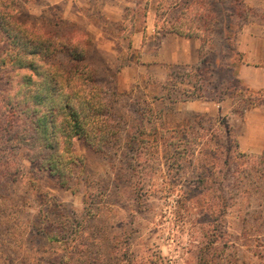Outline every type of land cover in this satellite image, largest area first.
<instances>
[{
  "label": "rangeland",
  "instance_id": "obj_1",
  "mask_svg": "<svg viewBox=\"0 0 264 264\" xmlns=\"http://www.w3.org/2000/svg\"><path fill=\"white\" fill-rule=\"evenodd\" d=\"M192 2L213 22L209 43L168 30ZM0 3L87 45L114 130L102 149L75 139L60 185L8 143L26 118L5 107L0 72V264H264V87L239 76L226 35L232 23L243 61L264 67V0H172L161 27L159 0ZM52 61L75 63L64 49ZM193 84L202 97L184 100Z\"/></svg>",
  "mask_w": 264,
  "mask_h": 264
},
{
  "label": "trees",
  "instance_id": "obj_2",
  "mask_svg": "<svg viewBox=\"0 0 264 264\" xmlns=\"http://www.w3.org/2000/svg\"><path fill=\"white\" fill-rule=\"evenodd\" d=\"M159 1L157 26H160L161 16L167 10L178 9L172 8V0ZM198 19L204 24L196 25ZM206 20L203 8L192 2L168 30L209 43L213 22ZM229 28L231 31L226 30L229 39L227 53L234 57L233 65H241L244 55L234 48L232 23ZM83 44L73 35L61 42L46 28L21 20L14 4L0 3V72H4L3 77L8 75L11 85L5 107L8 106L15 115L26 118L18 135L10 137L8 143L16 141L13 145L28 151V160L32 165L48 171L64 187L69 185L68 175L79 160L75 154V139H82L88 145L102 149L114 134L102 87L93 71L83 63L87 53V45ZM61 49L67 50L75 62L68 70L52 61ZM185 74L183 76H187ZM188 75L193 76V73L188 72ZM196 76L197 80L202 79L198 72ZM237 82L239 91L244 92V82L240 79ZM193 86L197 88V94L183 89L184 100L202 97V86ZM229 89V86L222 87L223 91ZM245 99V108L258 106L254 100ZM148 141H143L147 153L156 147V144H149ZM260 157L252 156L248 160L252 158L258 163Z\"/></svg>",
  "mask_w": 264,
  "mask_h": 264
},
{
  "label": "crops",
  "instance_id": "obj_3",
  "mask_svg": "<svg viewBox=\"0 0 264 264\" xmlns=\"http://www.w3.org/2000/svg\"><path fill=\"white\" fill-rule=\"evenodd\" d=\"M250 72L253 77L250 76ZM239 76L242 79H248L255 86L264 87V67H259L258 65L252 66L244 62L240 65Z\"/></svg>",
  "mask_w": 264,
  "mask_h": 264
}]
</instances>
